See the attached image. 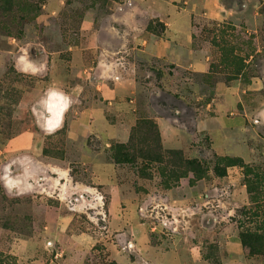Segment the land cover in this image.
Masks as SVG:
<instances>
[{
	"label": "rangeland",
	"instance_id": "obj_1",
	"mask_svg": "<svg viewBox=\"0 0 264 264\" xmlns=\"http://www.w3.org/2000/svg\"><path fill=\"white\" fill-rule=\"evenodd\" d=\"M110 4L0 0V264H156L152 246L177 249L183 264H197L195 251L199 264H239L236 259L264 264L261 123L251 121L253 149L243 150L242 157L218 153L209 135L180 150L181 156L168 153L147 117L146 99L128 142L103 141L90 132L93 126L79 122L78 111L99 104L100 96L73 48L86 39L81 35L86 10ZM257 5L262 15L253 23L214 21L199 29L195 45L211 41L217 46L210 83L264 79V0ZM52 93L69 101L54 129L47 125L56 110L48 107ZM246 95L264 101L263 82ZM108 118L116 120L111 110ZM128 144V162L116 163V147ZM99 158L113 166H94ZM238 158L243 161L227 166ZM230 167L235 170L228 172ZM186 174L204 179L208 205L189 213L159 212L148 196L139 213H125L123 203L116 213L110 210L116 186L121 192L130 183L137 192H149L177 185ZM140 222L145 243L134 238L136 233L143 237Z\"/></svg>",
	"mask_w": 264,
	"mask_h": 264
},
{
	"label": "crops",
	"instance_id": "obj_2",
	"mask_svg": "<svg viewBox=\"0 0 264 264\" xmlns=\"http://www.w3.org/2000/svg\"><path fill=\"white\" fill-rule=\"evenodd\" d=\"M109 6L86 10L81 35L89 44L82 41L73 48L75 61L81 69L90 70V83L100 96L99 104L78 111L79 122L93 126L90 132L103 141L128 142L146 99L147 117L156 124L165 149L187 151L195 140L209 135L212 147L223 156L246 157L243 150L253 149L249 140L255 137L249 128L251 121L264 127V101L246 94L260 82L264 84V79L254 77L245 83L235 77L229 82L219 79L210 83L217 46L211 41L204 45L195 42L206 23L258 20L262 13L257 0H112ZM83 55L87 62L81 64ZM109 110L116 116L114 122L108 118ZM64 112L55 126L48 123L56 119L55 113H50L48 127L57 128ZM92 164L113 166L100 158ZM231 170L234 167L228 172ZM194 178L187 174L175 186L158 185L149 192H137L130 183L121 192L116 186L111 191L110 210L116 213L118 204L123 203L125 213L137 212L149 196L159 212H193L211 201L203 192L204 179ZM144 224L137 229L143 232ZM144 237L143 232L142 239L138 233L134 238L145 243ZM151 253L156 264H183L175 248L152 246ZM193 260L202 262L196 251Z\"/></svg>",
	"mask_w": 264,
	"mask_h": 264
},
{
	"label": "trees",
	"instance_id": "obj_3",
	"mask_svg": "<svg viewBox=\"0 0 264 264\" xmlns=\"http://www.w3.org/2000/svg\"><path fill=\"white\" fill-rule=\"evenodd\" d=\"M13 4H11V6H12ZM155 124V123H154ZM155 126H156V124H155ZM156 128H157V126H156ZM157 131H158V129H157ZM159 134V133H158ZM160 139V138H159ZM132 148V146L130 145V144H128V145H126V146H119V147H116V150H115V154H114V160H115V162L116 163H121V162H128L127 160H126V158H127V156L129 155V151H130V149ZM169 151H168V153H170V154H178V155H182V152L180 151V150H177V149H168ZM128 152V153H127ZM227 160L228 161H231L230 159H228L227 158ZM243 160L242 159H240V158H238L237 160H236V162H228V164H227V166H233V165H236V164H238L237 162H242ZM185 163H187V164H190V160H186L185 161ZM250 171V170H249ZM226 174V172L224 173H221V175H225ZM187 175V174H186ZM186 175H182L181 177H184V176H186ZM180 177V178H181ZM173 186H175V185H173ZM169 187H171V186H167V188H169Z\"/></svg>",
	"mask_w": 264,
	"mask_h": 264
},
{
	"label": "clouds",
	"instance_id": "obj_4",
	"mask_svg": "<svg viewBox=\"0 0 264 264\" xmlns=\"http://www.w3.org/2000/svg\"><path fill=\"white\" fill-rule=\"evenodd\" d=\"M50 98H55L58 101V103L56 105H52V104L48 105L50 111L53 110V108H58L60 111L67 109V107L69 105V101L64 96L58 95L57 93H52L50 95ZM60 111H57L55 113V116H56L55 121H53V120L48 121L49 125L55 126L56 124H58Z\"/></svg>",
	"mask_w": 264,
	"mask_h": 264
},
{
	"label": "bare ground",
	"instance_id": "obj_5",
	"mask_svg": "<svg viewBox=\"0 0 264 264\" xmlns=\"http://www.w3.org/2000/svg\"><path fill=\"white\" fill-rule=\"evenodd\" d=\"M53 100H57V99H55V98H50V100H49V104H51ZM57 111H60V110H59L58 108H56V110L54 111V113H56ZM61 112H62V111H60V114H61Z\"/></svg>",
	"mask_w": 264,
	"mask_h": 264
}]
</instances>
